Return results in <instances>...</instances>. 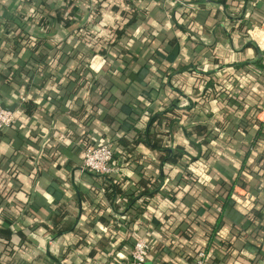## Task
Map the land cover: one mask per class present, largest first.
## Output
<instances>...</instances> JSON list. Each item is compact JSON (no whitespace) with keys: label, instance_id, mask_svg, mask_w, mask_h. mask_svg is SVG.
I'll use <instances>...</instances> for the list:
<instances>
[{"label":"crops","instance_id":"obj_1","mask_svg":"<svg viewBox=\"0 0 264 264\" xmlns=\"http://www.w3.org/2000/svg\"><path fill=\"white\" fill-rule=\"evenodd\" d=\"M186 2L0 0V264H264V0Z\"/></svg>","mask_w":264,"mask_h":264},{"label":"built area","instance_id":"obj_2","mask_svg":"<svg viewBox=\"0 0 264 264\" xmlns=\"http://www.w3.org/2000/svg\"><path fill=\"white\" fill-rule=\"evenodd\" d=\"M174 2L180 5H186L187 0H173ZM259 26H254L251 31H248V35L251 37H255L256 30ZM261 50L264 52V44H261ZM262 67L264 69V55L262 60ZM16 115L14 111H11L2 106L0 101V130L5 127L13 126L16 123ZM115 154V150L113 146L108 142L98 143V144H89L85 146L82 150V163L81 169L88 170L95 174L99 175H109L115 172L116 166L113 163V157ZM194 163V162H192ZM199 164H203V162L198 160ZM191 166V164H190ZM193 165L189 168L191 170ZM197 171V168H193ZM192 169V172H193ZM194 177L198 176V174L194 173ZM200 174V173H199ZM196 175V176H195ZM196 180L201 184H207L206 179L198 176ZM240 197V198H239ZM234 200L239 203L244 208L248 209L252 206L254 199L251 197H244L235 194ZM220 210V208H218ZM148 252L149 245L148 242L143 238H137L130 250V259L128 264H150L148 261ZM207 256L204 253H200L194 264H205Z\"/></svg>","mask_w":264,"mask_h":264},{"label":"trees","instance_id":"obj_3","mask_svg":"<svg viewBox=\"0 0 264 264\" xmlns=\"http://www.w3.org/2000/svg\"><path fill=\"white\" fill-rule=\"evenodd\" d=\"M99 51L102 52V50H99ZM184 67H186V66H184ZM181 69H184V68H181ZM3 180L4 179L0 176V215L3 216L4 218H6L9 221V223H12L13 222L12 210L4 207V205L6 204L5 199L9 198L11 190L9 188V190L7 192H5ZM220 225H221V220L219 218L217 220V222L215 223L213 229H212L211 235H213L217 231V229L220 227Z\"/></svg>","mask_w":264,"mask_h":264},{"label":"water","instance_id":"obj_4","mask_svg":"<svg viewBox=\"0 0 264 264\" xmlns=\"http://www.w3.org/2000/svg\"><path fill=\"white\" fill-rule=\"evenodd\" d=\"M2 106L5 107L4 104H2ZM5 108H7V107H5Z\"/></svg>","mask_w":264,"mask_h":264}]
</instances>
